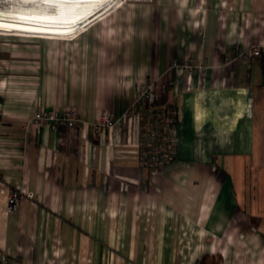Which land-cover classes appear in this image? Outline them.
Listing matches in <instances>:
<instances>
[{
  "label": "crops",
  "instance_id": "1",
  "mask_svg": "<svg viewBox=\"0 0 264 264\" xmlns=\"http://www.w3.org/2000/svg\"><path fill=\"white\" fill-rule=\"evenodd\" d=\"M2 34L0 260L264 264V0H133L71 35ZM151 81L178 110L159 172L139 162L133 106ZM68 109L73 128L32 121Z\"/></svg>",
  "mask_w": 264,
  "mask_h": 264
},
{
  "label": "built area",
  "instance_id": "2",
  "mask_svg": "<svg viewBox=\"0 0 264 264\" xmlns=\"http://www.w3.org/2000/svg\"><path fill=\"white\" fill-rule=\"evenodd\" d=\"M260 48L253 46L251 48V57L257 58L260 56ZM189 66L185 64L184 69ZM171 83H157V82H142L135 88L134 110L139 111L142 104L146 105V115H152L157 109L156 105L159 100V95L171 88ZM32 121L37 126L51 125V126H67L73 128L79 122L76 111L68 109L62 113L55 110H38L32 116ZM114 120L111 114L105 111L99 122L94 125V132L99 134L104 130L113 128ZM161 127V122L158 118L154 119L152 128L147 129V124L141 128V142L139 145V162L142 166H153L158 155L165 144L157 138L158 129ZM150 130L151 132H149ZM21 195V190L10 189L7 196L8 211H12ZM0 264H10L8 259L0 260Z\"/></svg>",
  "mask_w": 264,
  "mask_h": 264
},
{
  "label": "bare ground",
  "instance_id": "3",
  "mask_svg": "<svg viewBox=\"0 0 264 264\" xmlns=\"http://www.w3.org/2000/svg\"><path fill=\"white\" fill-rule=\"evenodd\" d=\"M9 1H16L17 7L11 11L0 10V26L20 29V32L55 31L65 34L80 30L115 4L114 0Z\"/></svg>",
  "mask_w": 264,
  "mask_h": 264
},
{
  "label": "trees",
  "instance_id": "4",
  "mask_svg": "<svg viewBox=\"0 0 264 264\" xmlns=\"http://www.w3.org/2000/svg\"><path fill=\"white\" fill-rule=\"evenodd\" d=\"M178 110L177 107L172 104L165 108L155 110L152 115H147V129L151 128L154 123V119L158 118L161 122V127L158 129L157 138L165 144V149L161 151L153 166H146L151 172H159L168 162L175 159L173 154L174 133L176 130V124L178 122ZM144 122V121H143ZM151 132L150 130H148ZM219 258L209 255H204L198 264H219Z\"/></svg>",
  "mask_w": 264,
  "mask_h": 264
},
{
  "label": "rangeland",
  "instance_id": "5",
  "mask_svg": "<svg viewBox=\"0 0 264 264\" xmlns=\"http://www.w3.org/2000/svg\"><path fill=\"white\" fill-rule=\"evenodd\" d=\"M127 1H133V0H114L113 3H115V4H112L111 6H113V5L114 6H116V5L121 6L124 3H126ZM15 4H17L16 1L0 0V10H4V11L15 10L14 9L15 6L17 7V5H15ZM0 32L4 33L2 35H6V36H10V35H8L6 33H9V34L12 33V34L19 35V36H16V37L13 36V38H27V39H34L35 41L38 40L39 38L25 37V36H22V35H30V36H35V37H41V36H55V35L56 36L57 35H71V34L76 33V32H72V33H66L65 34V33H62V32H55V31H24V32H20V29L17 30L15 28H9V27H3V26H0ZM26 33H32V34H26Z\"/></svg>",
  "mask_w": 264,
  "mask_h": 264
}]
</instances>
